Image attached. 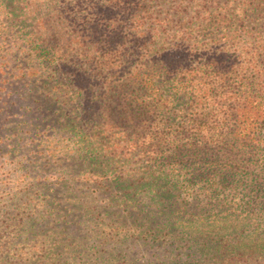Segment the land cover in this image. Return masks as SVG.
<instances>
[{
  "label": "rangeland",
  "instance_id": "rangeland-1",
  "mask_svg": "<svg viewBox=\"0 0 264 264\" xmlns=\"http://www.w3.org/2000/svg\"><path fill=\"white\" fill-rule=\"evenodd\" d=\"M114 5L112 0H0V264H48V259L52 261L47 255L48 246L58 239L54 235L60 226L66 227L62 241H68V248L62 246L61 251L69 264H129L130 258L133 264H154L152 258L160 261L166 255L169 264L171 258H179L178 264L183 260L179 251L183 256L192 242L181 223H187L186 218L192 219L190 212L207 222L215 213V217L230 228L224 233V239L235 229L243 230V237H247L253 226L263 222V192H254L244 183L253 182L256 175L264 177V127L258 131L259 139L244 149L250 165L245 168L241 184L237 186L235 181L240 179L235 178L223 181L217 187V195L207 194L206 185L209 187L210 180L196 175L202 163L200 157L190 154L177 157L176 147L186 144V134L196 122L191 123L189 119L193 112L191 118L200 119L207 127L215 125L213 114L214 118L221 116L220 128L212 127V131L224 134L228 133L230 125L226 114L233 108L225 99V106L221 108L223 112L225 109L224 113L205 108L190 112L185 105L188 93L178 87L181 83L170 84L169 78L183 81L186 91L197 89L201 78L189 77L188 71L200 65L198 58L203 50L209 51L208 55L218 50L222 56L213 68L215 77H207L212 85L205 87L210 95L226 98L250 93L264 103V0H148L143 5L142 11L151 14L145 23L146 29L154 30L155 16L161 21L166 18L171 21L162 25L153 43L148 39L144 44L142 41V46L129 37L128 48L122 56L125 68L127 62L140 54L151 57L158 49L175 45L185 46L189 58L177 59L173 69L166 68L169 73L175 71L171 73L173 77H160L162 80L155 84L152 96H160L159 99L167 102L141 123L138 134L128 125L123 126L125 137L113 130L97 141L116 147L114 153L117 154L115 158L110 156L112 165L106 170L98 166L99 161L98 165H90L91 161H85V157L79 159L81 145L66 125L73 119H82L79 115H94L91 98L98 95L100 85L107 78L114 79L113 85L127 78L103 77L105 71L98 62L82 55L83 50L95 44L90 35L96 33L99 38V33L107 29V35L114 36L113 22H109L119 11ZM35 15L43 19L51 15V19L56 17L61 23L51 21L41 28L43 38L47 37L44 45L49 49V64L31 52L24 39L26 34L35 33ZM185 21L192 23L193 30L185 31ZM55 29L74 33L88 29L93 33L88 34L89 40L82 45L58 48L53 55V49L57 48L52 39ZM232 65L238 70L236 74L224 75ZM74 67L79 73L73 71ZM70 71L76 73L74 82L68 84L70 91L59 92L52 88V81L46 80L49 75L60 77ZM78 100L82 106L78 105ZM65 113L69 114L66 122ZM222 117L226 119L222 121ZM158 128L168 132L170 143L157 142ZM124 138L133 144L127 154L122 152L126 146ZM95 154L97 159H108H104L103 153ZM218 154L223 165L230 161L221 150ZM221 163L219 168L223 167ZM138 166L157 171L167 190L164 205L154 210V213L159 212L158 226L151 227L159 235L160 243L150 250L141 247L147 228L134 223L124 204L114 200L121 194L110 182L114 175L136 173ZM141 172L148 175V171ZM146 204L149 209L150 205L154 207L149 199ZM178 206L184 207L181 214ZM69 209L72 211L67 221H74L77 226L76 238L71 234L75 230L73 224L59 223V215ZM263 225H260L261 232ZM68 235H71L70 241ZM123 238L125 241L121 240ZM120 251L125 258L119 255ZM152 253L156 255L153 257ZM249 262L264 264L262 259ZM193 263L190 260L189 264Z\"/></svg>",
  "mask_w": 264,
  "mask_h": 264
},
{
  "label": "trees",
  "instance_id": "trees-1",
  "mask_svg": "<svg viewBox=\"0 0 264 264\" xmlns=\"http://www.w3.org/2000/svg\"><path fill=\"white\" fill-rule=\"evenodd\" d=\"M147 1L148 0H112V3L115 4V8L117 7L119 10L109 18V22H113L114 25V27H112L114 36H108V33H106L107 29H103L99 33V38L96 37V33L94 36L90 35L95 39H92L95 44L83 50L82 54L88 60H96L98 62L101 70L104 69L105 71L103 77H127L125 80L115 85L112 84L114 79L107 78V80L100 85L98 95H94L93 98H91L95 106L94 112L96 115L95 113L94 115H79L82 119H73L66 125L69 133L77 137V144L81 145L79 153L77 154L79 159L85 157V161H91L90 165L93 163L97 164L99 161L100 165H97L103 169L106 168V170L112 165L110 156L112 157L113 155L115 158V154H117L114 153L116 152L114 150L116 147H111L104 143H97V141L100 140L104 134L112 132L113 130H115V134L118 133L119 136L124 135L123 137H125V134H123V131L125 132L123 126L128 125H130L135 134H138L142 127L141 123L148 120L149 117L152 116V113L156 112L155 110L157 108H161L167 102V100L159 99L160 96H152V91L155 90V84L162 80L160 77H173L171 73L175 71L169 73V71H166V68L171 67L173 69L177 64V59H181V57L183 59L189 58V55L185 53L187 49L185 46L175 45V47L172 46L171 48L165 47L162 50L158 49L151 57H145V55L140 54L132 60L133 62H127L128 66L125 68L126 62L122 59V56L128 48L129 37L131 36V40L135 44L142 46H144L145 40L148 39H151L153 43V40L159 35V30H161L162 25H164L167 20L171 21L169 18L164 19L166 21H161L158 16H155L157 24L154 23V30L150 31V29H146L147 26L145 23L149 17L151 18V14L146 15V13L142 11V8ZM176 14L177 8L173 10V15L176 16ZM51 17V15H48L46 19H43V17L35 15V33L30 36L26 34L24 37L31 52H34L41 60L45 59L47 64L51 62V58L50 54L47 52L49 49L45 48L44 45L47 37L45 39L43 38L41 28L43 24L47 22L50 23L51 21L61 24L58 18L55 17V19H51ZM183 25L185 31H189L190 29L193 30L191 22L185 21ZM80 32L83 31L74 33L55 29L53 31L55 35H53L54 37L52 39L56 42L55 46H57V48L53 49V55L56 54L55 52H57L56 50L58 48L63 50V48H68L74 44L77 46L82 45L89 40L88 34L93 33L88 29L83 33ZM142 41L143 44H141ZM98 47H100V50ZM42 48L44 49L41 50ZM42 51L43 53H40ZM217 51L218 50L213 51V53L208 55L209 51L203 50L200 58L196 57L200 65H196L195 68L188 71L189 77L201 78L197 83V89L191 88V90L186 91L185 89L187 86L182 85L184 84L183 81L169 78L170 84L174 82L181 83L180 86L178 84V87L180 89L182 88L183 92L188 93V95L185 96L188 101L185 105L190 108V112H193L194 109L200 112V110L204 108L223 112L221 108H224L226 101L230 106L232 105L233 111L226 114L230 122L228 133L225 132L222 134L212 131V127L217 128L218 126V128H220L219 123L221 124V116L214 118L216 115L213 114L215 125L207 127L205 125L206 123L200 119L191 118L194 115L193 112L189 119L192 121L191 123L194 121L196 122L194 125L192 124V129L188 130L186 134V144L177 145L176 147L177 157L180 154H190L193 157H200L199 160L202 161V163H199L201 167L197 169L196 175H198L199 178L210 180L208 184L209 187L206 185L208 188L206 193L211 196H214V194L217 195V187H219L223 181L235 178V180L240 179L239 182L235 181L237 186L241 184L245 168L250 165L246 155L248 153L244 149L251 147L259 139L258 131L264 127V103L258 101L256 96L249 93L230 95L226 96V98L224 96L216 97V95H210L208 89L205 88L206 85H212L207 81V77H215L212 71L219 61V58L222 56L218 54ZM142 57L145 59H142ZM157 67H159V69ZM73 71L79 73V69L76 67L73 68ZM73 71L67 72V74H63L60 77H52L49 75L46 77V80L49 82L52 81V88L59 92H64V89L70 91L68 84L74 82L76 78L74 77L75 72ZM237 71L238 70L232 65L224 72V75L229 73L235 75ZM53 76H56L54 72ZM154 77H157L155 81ZM102 88L104 91H102ZM35 102H38V99H36ZM78 105L82 106L79 100ZM236 109L239 111L237 112ZM68 115L69 114L66 113L63 114L65 119L64 122L68 121ZM75 117H77V115ZM225 119L226 118L222 117V121ZM89 128L90 131L88 132L87 129ZM155 138L157 142H171L168 132L160 128L156 130ZM124 139L126 140V146L122 152L127 154V152L130 151L128 147L133 146V144H131L130 140ZM95 143H97V145ZM219 150L224 153L223 155L226 153L227 158L230 157V161H227L224 165L219 160ZM96 152L98 154L103 153V156L106 157L103 158L108 159H97L98 155L96 156ZM224 158L226 157L224 156ZM220 163L223 165L221 168L218 167ZM138 167L136 168V173H127L124 176L114 175L110 182H113L111 186L116 188L117 192L121 194L120 198L115 197L117 199L114 200H117L120 204H124L127 215L133 219L134 223L147 228L148 234L142 239L141 247L150 250L153 245L160 243L159 235L151 230V227L155 226L154 224L158 226L157 218L159 212L154 213V210H158L164 205V193H166L167 190L163 182L160 181L161 177L156 174L157 171L147 169L144 166ZM142 170L145 172L148 171V175H143L141 172ZM230 173L233 174L231 177L229 175ZM210 174H214L215 176L213 175L211 177ZM254 181L252 182V180H250L248 183L245 182L244 185L249 186L254 192L262 191L264 196V177L256 175ZM107 188H109V185ZM211 196H209L210 199L214 198ZM144 197L148 198L144 199ZM147 199L150 200L154 207L150 205L149 209V205L146 204ZM183 210L184 207H177L179 214H181L180 211L183 212ZM211 210H213V208ZM71 211L72 210L69 209L67 213L60 214L61 220L57 222H64V225L73 224L75 230H73L71 234L75 237L74 235H76V231L78 230L77 226L73 223L74 221H67L69 217L68 214ZM211 212L213 214V211ZM259 212L261 213V211ZM212 216L210 222H207L203 218H199L197 213L190 212L189 217L192 219L186 218L185 220H187V223L181 221L182 228L188 232L192 242L188 245V249L183 252V256L179 251L178 255H180L183 260L178 264H189L190 260L195 262L193 264H249V260L251 259H262L264 263V229H262V232L260 229L262 228L260 225L262 223L264 224V219H262L263 222L259 225L256 224L255 227L253 226L251 234L247 237H243V230L235 229L232 235L224 239V233L228 232L230 228H228V225H225L217 216L215 217V213ZM65 231L66 227L61 226L58 228L57 232L55 231L54 237L57 236L58 239L54 240L52 245L48 246L47 255L52 258L51 262H49L50 259H48V264H69L68 259L61 251L62 246L68 248V241H62ZM149 235L151 239L148 238ZM59 236L61 237L59 238ZM68 238L70 241L71 235H68ZM125 239L126 238H123L121 240L125 241ZM136 241L137 239L134 240L133 244H136ZM171 253H173V251H171ZM73 255L74 258L76 255ZM119 255L125 258V254L122 251L119 252ZM155 255V253L151 254L153 257ZM159 257L161 256L159 255ZM167 258V255L160 261L156 260V258H152L155 260V263L152 262L154 264H169L166 260ZM171 259L172 261L170 264H177V262H179V258L177 260ZM133 263L134 260L130 258L129 264Z\"/></svg>",
  "mask_w": 264,
  "mask_h": 264
}]
</instances>
